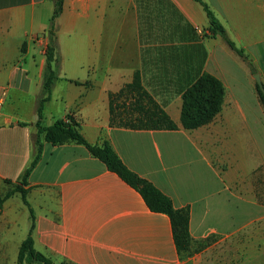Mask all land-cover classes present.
Here are the masks:
<instances>
[{
    "label": "crops",
    "instance_id": "0c3cea01",
    "mask_svg": "<svg viewBox=\"0 0 264 264\" xmlns=\"http://www.w3.org/2000/svg\"><path fill=\"white\" fill-rule=\"evenodd\" d=\"M244 53L212 36L194 0H63L55 21L57 80L42 104L52 0H0V264H17L30 234L53 264H264V0H202ZM140 75L176 130L110 125L109 94ZM203 73L224 87L208 124L181 126L182 93ZM27 103L28 109L23 110ZM118 112L126 116L129 101ZM143 104H141V107ZM71 115L91 145L107 142L122 163L189 210L203 251L180 259L170 219L81 144L37 135ZM133 112L132 117H141ZM22 215L25 238L10 241ZM23 264H40L24 262Z\"/></svg>",
    "mask_w": 264,
    "mask_h": 264
},
{
    "label": "trees",
    "instance_id": "16d2710c",
    "mask_svg": "<svg viewBox=\"0 0 264 264\" xmlns=\"http://www.w3.org/2000/svg\"><path fill=\"white\" fill-rule=\"evenodd\" d=\"M53 1V13L48 29L49 44L46 49V68L44 71V97L40 100L38 114L40 116L42 104L47 100L51 85L57 80L56 74L51 70V62L54 60V32L55 21L59 17L63 8V0ZM199 3L208 19L209 32L212 36L219 35L238 56L245 59L244 53L230 41L222 25L217 21L213 12L202 0H194ZM259 101L264 108V92L256 86ZM224 96L223 84L215 77L203 73L188 85L182 93V106L180 114L181 126L186 130L196 129L208 124L219 113ZM110 125L120 126L130 129H156V130H176V125L172 122L167 113L151 98L144 90L140 82L138 72L134 73L131 83L124 85L118 92L110 93L109 96ZM123 99L129 101L126 116H122L118 109L122 106L118 102ZM141 104L143 106L141 107ZM133 112H141V117H132ZM37 135H43L44 141L58 145L64 142H75L85 146L92 156L100 160L106 168L115 173L129 186L134 188L141 195L148 209L155 213L166 214L171 223L173 241L180 259H187L194 253L203 250L209 240H201L194 243L189 233V210L187 208L175 209L170 199L155 188L150 182L140 178L131 172L117 157L113 149L107 142L101 145L89 144L79 131V123L71 115H66L64 119L55 121L49 127H41L39 124ZM36 154L30 167L24 171L19 185H15L4 196H0V208L2 203L15 193H20L22 201L27 205L25 195L26 190L22 187L26 185V178L39 159L40 143L35 141ZM22 185V186H21ZM24 262H36L40 264H53L50 259L36 252L33 248V241L30 234L22 241L19 247L17 264Z\"/></svg>",
    "mask_w": 264,
    "mask_h": 264
},
{
    "label": "rangeland",
    "instance_id": "374dc122",
    "mask_svg": "<svg viewBox=\"0 0 264 264\" xmlns=\"http://www.w3.org/2000/svg\"><path fill=\"white\" fill-rule=\"evenodd\" d=\"M54 84V83H53ZM52 84V85H53ZM27 110L28 109V106H27V103L25 104V106H23V110ZM19 224H20V227L19 229L16 230V233L14 234V236L12 235V237H10V241L12 242L13 240H18V239H21V238H25L26 235H27V226H28V222L27 220L25 219V216L22 215L21 219L18 221ZM204 250V249H203ZM201 250V251H203ZM199 251V252H201ZM198 253V252H197ZM195 254V253H194Z\"/></svg>",
    "mask_w": 264,
    "mask_h": 264
},
{
    "label": "water",
    "instance_id": "95a60500",
    "mask_svg": "<svg viewBox=\"0 0 264 264\" xmlns=\"http://www.w3.org/2000/svg\"><path fill=\"white\" fill-rule=\"evenodd\" d=\"M254 79H255V81H256V83H257V86L259 87V89L262 91V92H264V88H263V85H262V83H261V81H260V78H259V75H254Z\"/></svg>",
    "mask_w": 264,
    "mask_h": 264
},
{
    "label": "built area",
    "instance_id": "2783aa9c",
    "mask_svg": "<svg viewBox=\"0 0 264 264\" xmlns=\"http://www.w3.org/2000/svg\"><path fill=\"white\" fill-rule=\"evenodd\" d=\"M1 105V104H0Z\"/></svg>",
    "mask_w": 264,
    "mask_h": 264
}]
</instances>
